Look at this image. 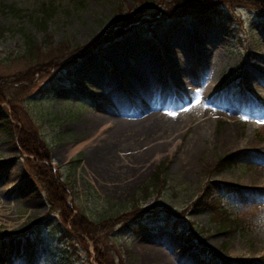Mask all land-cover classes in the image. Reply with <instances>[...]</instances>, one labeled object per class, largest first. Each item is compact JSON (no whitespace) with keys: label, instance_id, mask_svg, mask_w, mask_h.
Instances as JSON below:
<instances>
[{"label":"rangeland","instance_id":"374dc122","mask_svg":"<svg viewBox=\"0 0 264 264\" xmlns=\"http://www.w3.org/2000/svg\"><path fill=\"white\" fill-rule=\"evenodd\" d=\"M175 1L0 0V264H264V15ZM125 13L130 28L91 48ZM24 33L68 49L36 65ZM17 130L46 145L67 221ZM213 208L238 222L219 231Z\"/></svg>","mask_w":264,"mask_h":264},{"label":"trees","instance_id":"16d2710c","mask_svg":"<svg viewBox=\"0 0 264 264\" xmlns=\"http://www.w3.org/2000/svg\"><path fill=\"white\" fill-rule=\"evenodd\" d=\"M253 6L259 10V12L264 15V0H251ZM244 0H178L175 1L174 6L172 7H180L182 8L184 11H188L189 13L195 14V15H202L203 18L206 17V13L210 12L209 10L213 11L215 8H217L219 5L222 4H231L232 6L235 5H240L243 4ZM48 7L43 8V11L45 14H47V9ZM11 10H13L12 8H10ZM14 13L16 14L18 11L17 10H13ZM215 11V10H214ZM139 14H142V11H138ZM159 14V10L155 9L154 12H152L150 14L151 19L153 16ZM167 15H169L170 13L166 12ZM49 16L48 14L46 16H43V19H35V24L39 25L42 29L45 28V21H44V17ZM143 20H146L145 18ZM132 22H134L133 18L128 17V14H121L119 16V18L117 19L116 22L113 23L112 27L116 28V31H113L110 34V30L106 31V34L108 35H102L98 40L96 41H92V46L91 48H94L97 46V44L101 43V42H106L110 39H112L113 37L122 35L126 29L130 28V25H132ZM124 26V28H122ZM5 27L0 25V37L2 36L3 32L5 31ZM110 35V36H109ZM23 38H24V44H25V51L27 52V54L29 55H34L35 57V63L36 65H38V63H41V61H38L41 57H47L49 60L53 57H55L58 54H62L65 53V50L68 49L67 45H65L64 43H58L56 44V46L54 47H49L47 48V50L45 51H41L42 48L41 46H43L42 44H39L37 42H35L33 40V38L28 35V34H23ZM44 43V42H43ZM77 50L83 49V47H76ZM77 50H72L71 53H74ZM83 52V51H82ZM82 52L79 53H75L73 54L74 57H79L82 55ZM40 56V57H39ZM17 133V141L19 144L22 143L23 141V146L20 145L21 149L26 151L28 154H32V156L34 157L33 160L36 162L33 164V166L36 168V171L39 173H37L36 177L41 179V183L43 184V189H44V193H45V199L46 202L48 203L50 209H55L57 208L59 211V216L60 219L65 222L67 221L68 216L70 215V209L68 207L65 206V204L60 201L62 199V193L63 190L61 188V186L58 184V182L56 181L55 176H53V171L49 168V166L47 165V147L43 142H39L36 141L31 148H27L26 146V142L31 139L33 140V138H26V142H24V136H20L19 137V130L16 131ZM247 157V156H246ZM248 158V157H247ZM220 161H225V158L221 157L219 158ZM219 161V162H220ZM226 162V161H225ZM158 169L155 171V173L149 178V180L143 184L140 188V192H141V199H145L147 198V196L151 195L155 189L156 186L158 185V182L160 181L158 178ZM234 190V196L241 199L243 197V192L240 189H233ZM59 199V200H58ZM58 201V202H57ZM60 201V202H59ZM218 205V202H216ZM215 214L212 213V216L214 218L213 222H215V220L219 219V231H223L224 228H226L228 225H234L238 222V220H229L226 217H220L221 214L218 213V211L213 208ZM58 216V217H59ZM76 227L78 229H85L87 231H89L90 229H93L94 226H92V222H88L87 220H85L83 218V216H80L77 219L76 222ZM67 232H69V230H66ZM188 238L192 237V236H196V234L192 233L191 230H188L187 234ZM214 254H212L211 256L213 257ZM210 257V258H212ZM262 259V258H260ZM260 259H243V258H234L233 259V263L232 264H257V260ZM222 264H226L225 261H221ZM211 264H218L217 262H213Z\"/></svg>","mask_w":264,"mask_h":264},{"label":"bare ground","instance_id":"6f19581e","mask_svg":"<svg viewBox=\"0 0 264 264\" xmlns=\"http://www.w3.org/2000/svg\"><path fill=\"white\" fill-rule=\"evenodd\" d=\"M153 68H154V67H152L150 70H151V71L154 70ZM151 75H152V74H151ZM256 75H257V76H256ZM144 77H145V76H143V78H144ZM253 77H254L255 79H260L259 82H261V84L264 85V78L261 77V75L255 74ZM145 81H146V80H145ZM112 84H115L113 80H112ZM257 88H259V87H257ZM164 98H165V97H164ZM163 102H164V101H163ZM165 104H167V103H165ZM165 104H162V103H161V107L164 106ZM165 107H166V108H165L164 110L168 111V108H169V107L167 108L166 105H165ZM142 110H143V108H142ZM169 116H170V119H171L170 124H175V123L178 124V123L180 122V121L177 120V119L179 118V117H177V115H176V116H173V115L170 114ZM161 117H162V116H161ZM147 118H150V116L147 117ZM180 120H181V122H182L183 119L181 118ZM176 124H175V125H176ZM153 161H154V160H153ZM0 211H1V210H0ZM157 254H158V253H157ZM157 254H155V255H157Z\"/></svg>","mask_w":264,"mask_h":264}]
</instances>
